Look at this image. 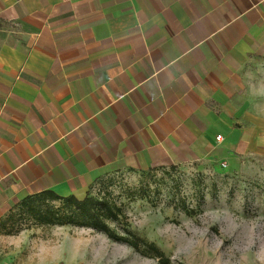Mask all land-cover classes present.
<instances>
[{
    "label": "crops",
    "instance_id": "obj_1",
    "mask_svg": "<svg viewBox=\"0 0 264 264\" xmlns=\"http://www.w3.org/2000/svg\"><path fill=\"white\" fill-rule=\"evenodd\" d=\"M263 54L264 0H0V220L114 166H231Z\"/></svg>",
    "mask_w": 264,
    "mask_h": 264
},
{
    "label": "rangeland",
    "instance_id": "obj_2",
    "mask_svg": "<svg viewBox=\"0 0 264 264\" xmlns=\"http://www.w3.org/2000/svg\"><path fill=\"white\" fill-rule=\"evenodd\" d=\"M248 94L263 118L253 149L228 167H112L89 192L121 209L110 225L154 241L169 264H264V54L248 68ZM11 223H0V264H165L90 227L27 217L15 225L22 230L6 234Z\"/></svg>",
    "mask_w": 264,
    "mask_h": 264
},
{
    "label": "trees",
    "instance_id": "obj_3",
    "mask_svg": "<svg viewBox=\"0 0 264 264\" xmlns=\"http://www.w3.org/2000/svg\"><path fill=\"white\" fill-rule=\"evenodd\" d=\"M120 213L121 209L115 210L107 201L90 193L78 198L75 195L62 196L47 189L23 197L0 223L6 227L7 223L12 222L5 231L6 234H16L22 230L21 226L15 225L27 217L41 225L72 224L90 227L105 232L113 240L126 242L142 253L151 254L169 264L165 252L154 241L140 236L127 225L123 226V234L110 225L109 221L120 220Z\"/></svg>",
    "mask_w": 264,
    "mask_h": 264
},
{
    "label": "built area",
    "instance_id": "obj_4",
    "mask_svg": "<svg viewBox=\"0 0 264 264\" xmlns=\"http://www.w3.org/2000/svg\"><path fill=\"white\" fill-rule=\"evenodd\" d=\"M217 138L220 139L221 138V135H218ZM223 165L225 166V163H223ZM54 264H62V263L61 262H56Z\"/></svg>",
    "mask_w": 264,
    "mask_h": 264
}]
</instances>
